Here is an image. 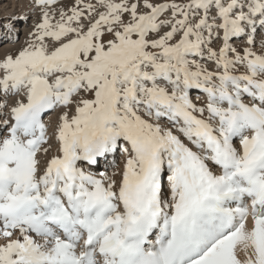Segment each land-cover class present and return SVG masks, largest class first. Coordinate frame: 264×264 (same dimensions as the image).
Wrapping results in <instances>:
<instances>
[{
    "label": "snow or ice",
    "instance_id": "1",
    "mask_svg": "<svg viewBox=\"0 0 264 264\" xmlns=\"http://www.w3.org/2000/svg\"><path fill=\"white\" fill-rule=\"evenodd\" d=\"M25 7L0 20V264H264V0Z\"/></svg>",
    "mask_w": 264,
    "mask_h": 264
},
{
    "label": "rangeland",
    "instance_id": "2",
    "mask_svg": "<svg viewBox=\"0 0 264 264\" xmlns=\"http://www.w3.org/2000/svg\"><path fill=\"white\" fill-rule=\"evenodd\" d=\"M28 3V0H4L3 3H0V20H3L4 17H10L13 15H21L26 11L25 5ZM21 28V33L27 31L23 25H19ZM23 38V36H21Z\"/></svg>",
    "mask_w": 264,
    "mask_h": 264
}]
</instances>
